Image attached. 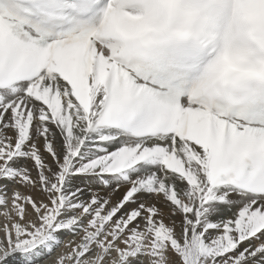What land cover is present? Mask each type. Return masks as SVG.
<instances>
[{
    "label": "snow or ice",
    "instance_id": "1",
    "mask_svg": "<svg viewBox=\"0 0 264 264\" xmlns=\"http://www.w3.org/2000/svg\"><path fill=\"white\" fill-rule=\"evenodd\" d=\"M0 218V264H264V0H0Z\"/></svg>",
    "mask_w": 264,
    "mask_h": 264
},
{
    "label": "bare ground",
    "instance_id": "2",
    "mask_svg": "<svg viewBox=\"0 0 264 264\" xmlns=\"http://www.w3.org/2000/svg\"><path fill=\"white\" fill-rule=\"evenodd\" d=\"M69 238H71V237H69ZM63 247V246H62ZM61 247V248H62ZM61 248L59 249V248H57L56 250H54V253H53V255H52V257L51 258H49V259H55V252H58V251H60L61 250ZM41 264H49V262H48V260H45V261H42L41 262Z\"/></svg>",
    "mask_w": 264,
    "mask_h": 264
},
{
    "label": "rangeland",
    "instance_id": "3",
    "mask_svg": "<svg viewBox=\"0 0 264 264\" xmlns=\"http://www.w3.org/2000/svg\"><path fill=\"white\" fill-rule=\"evenodd\" d=\"M0 221H2V218H0ZM67 239H70L69 237H66ZM63 245H61V247H62ZM60 249V248H59Z\"/></svg>",
    "mask_w": 264,
    "mask_h": 264
}]
</instances>
